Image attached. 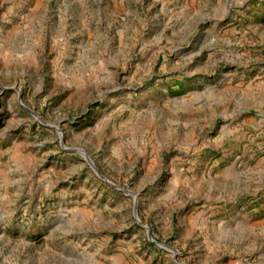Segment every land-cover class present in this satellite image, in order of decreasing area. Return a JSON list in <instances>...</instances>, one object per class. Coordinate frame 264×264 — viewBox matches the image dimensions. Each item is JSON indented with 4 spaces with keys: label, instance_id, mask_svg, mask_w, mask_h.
Instances as JSON below:
<instances>
[{
    "label": "rangeland",
    "instance_id": "obj_1",
    "mask_svg": "<svg viewBox=\"0 0 264 264\" xmlns=\"http://www.w3.org/2000/svg\"><path fill=\"white\" fill-rule=\"evenodd\" d=\"M0 264H264V0H0Z\"/></svg>",
    "mask_w": 264,
    "mask_h": 264
},
{
    "label": "water",
    "instance_id": "obj_2",
    "mask_svg": "<svg viewBox=\"0 0 264 264\" xmlns=\"http://www.w3.org/2000/svg\"><path fill=\"white\" fill-rule=\"evenodd\" d=\"M82 154H83V156L85 157V159H87V160L89 161V159L86 157L85 153H84V152H82ZM89 162H90V161H89ZM90 164H91V162H90ZM134 203H135V199H134ZM134 205H136V203H135ZM134 208H135V206H134ZM146 231H147V230H146ZM147 232H148V231H147ZM151 241H152V242H154V243H156L158 246H160V247H163V248H165V249H166V247H165V246H163V245H161V244H159V243L155 242L154 240H152V239H151Z\"/></svg>",
    "mask_w": 264,
    "mask_h": 264
}]
</instances>
